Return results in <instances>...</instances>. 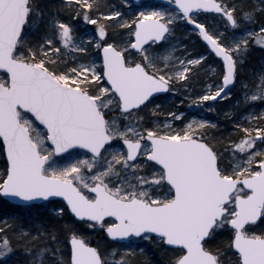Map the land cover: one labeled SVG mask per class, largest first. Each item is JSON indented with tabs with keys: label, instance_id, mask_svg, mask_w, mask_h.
Returning a JSON list of instances; mask_svg holds the SVG:
<instances>
[{
	"label": "snow or ice",
	"instance_id": "snow-or-ice-1",
	"mask_svg": "<svg viewBox=\"0 0 264 264\" xmlns=\"http://www.w3.org/2000/svg\"><path fill=\"white\" fill-rule=\"evenodd\" d=\"M122 4L0 0V197L49 206L51 218L0 220V261L19 247L29 264H144V240L166 264H264V71L240 78L249 51L264 48V0ZM204 10L223 24L210 30ZM81 20L97 27L80 34ZM180 22L204 53L176 36ZM200 73L190 106L213 111L205 102L235 99L240 85L224 112L235 135L182 111L160 120V105L142 114Z\"/></svg>",
	"mask_w": 264,
	"mask_h": 264
},
{
	"label": "rangeland",
	"instance_id": "rangeland-1",
	"mask_svg": "<svg viewBox=\"0 0 264 264\" xmlns=\"http://www.w3.org/2000/svg\"><path fill=\"white\" fill-rule=\"evenodd\" d=\"M249 2L251 3V0H249ZM48 3H50V5L51 4L52 5L58 4L59 0H50ZM107 4L109 6H112V5L120 6L122 11L126 10V6H123L122 0H107ZM146 4L147 5H155V4H159V2H147ZM61 14L63 15V13H61ZM127 14L131 15L132 12H127ZM199 16L203 22H206V25L209 26L210 30H214V26H218V25L223 24V21L221 20L220 15L213 14V13L200 12ZM65 18H67V17H65ZM116 19H118V18L113 17L111 19H103L102 22H104L106 24H112L113 21H115ZM75 23L77 26V31L80 34L92 33L93 30L97 27L95 25H92L88 22H84L82 20L76 21ZM194 34L195 33L192 32V30L184 22H180L176 28V36L178 38H180L183 41V43L188 45L189 51H192L194 54L195 53H204L207 49L201 47V45L195 41L196 38H195ZM177 54L179 55L180 53L178 52ZM213 59L218 61V59H216L215 57H212V58H210L209 62L211 63ZM255 59L257 61L255 67H253V68L246 67L247 65H249V60L254 61ZM262 71H264V48H261L259 46H253V48L248 53L247 60L245 61V64H244L243 69L241 71L242 74L244 73V76L241 79H245V80H248L252 83H255V78ZM213 79H215V78H213ZM206 81H207V77L203 73H200L199 79L194 77L190 81V88L189 89L185 90L182 86H180L179 92L174 93V92L170 91L165 99L163 97L161 99L153 100V103L148 108L144 109L142 114L144 112H150V110L153 108V105H162L164 103V101L169 102V101L177 100L178 103H177V105L173 106V110L185 112L186 117L188 119L192 118L193 116L206 117L207 118L208 115L212 114L215 110H217V108L219 106L225 105L226 101H231V100H233V98H229L228 100H221V101L216 102V103H212L211 101L205 102L208 106H210L214 109L213 111H208L206 108H202V107L190 106L191 101L189 100V95L191 94L192 99H195V96L197 94L202 93V91L204 89V84ZM232 91H233L235 99H241V89H240L239 84H237V86L235 88H233ZM181 100H183V103H180ZM260 107H262V106L259 105V102H257V111L259 110ZM160 120H164V119H160ZM175 123L177 125H179L180 121L177 120V121H175ZM8 203L11 206H8V204L3 203V204H0V207L3 210L7 209L6 211H8V212H13V213H16L17 215H24L27 218H29L30 215H32L34 217V215L37 214V210H40V212H43L45 210L44 207L42 206L41 208H36V209L25 211V210H22L20 208H17L16 206H14L10 202H8ZM29 221L31 222L32 219L30 218ZM85 227L87 228V226H85ZM85 227H80V228L85 231ZM88 231H89L88 233L90 235H93L96 238H100V237L104 236L103 232L97 233V232L91 231L89 229H88ZM136 244L139 247H142L145 249L146 255L141 257V259H147V260L152 259V258L155 259L154 257L165 258L164 255H166V254H162L160 248L152 245L148 241L137 240ZM111 246L120 247V245H117L115 243H112Z\"/></svg>",
	"mask_w": 264,
	"mask_h": 264
},
{
	"label": "trees",
	"instance_id": "trees-1",
	"mask_svg": "<svg viewBox=\"0 0 264 264\" xmlns=\"http://www.w3.org/2000/svg\"><path fill=\"white\" fill-rule=\"evenodd\" d=\"M50 0H41V3H46L48 5H50V3H48ZM52 5V4H51ZM198 44L201 45V47L205 48V46L203 44H201L199 38L197 37L195 40ZM206 49V48H205ZM254 51V50H253ZM261 53V52H260ZM249 60V65H247L246 67L248 68H253L255 67L257 61L256 59L254 61ZM244 76V73H241L240 78H242ZM164 99L167 97V95L163 96ZM160 97L159 99L163 98ZM157 100V99H156ZM178 101H169V102H165L160 105L161 107L158 109L159 113H160V119H164V113L173 110V106L177 105ZM235 100H231V101H226L225 105L219 106L217 108V110H215L212 114L208 115V119L210 120H215L218 121L219 124L221 125L220 128L216 129V130H211L212 134L215 135L216 137H221V136H228V135H235V133L232 131L233 129V125L230 121L226 120L224 117V112L229 111V105L234 104ZM151 104L148 105V107ZM5 165V158L3 156V152H2V146H0V168L4 167ZM6 203L8 204V206H11L7 201H5L3 198L0 197V204ZM42 206H39L37 208H41ZM44 207V211L40 212V210H37V214L34 215V217L32 215L29 216V219L31 218L32 220H36V221H48L51 222V218H50V213H49V206H43ZM10 208V207H9ZM36 209V208H35ZM7 210V209H6ZM6 210H3L0 207V220H2L5 216H11L13 214V212H8ZM78 227H85L84 225H77ZM85 231L89 232L88 229L85 227ZM9 234H11V230H9ZM61 238L63 239V234H61ZM96 242V239H93V243ZM50 244L54 245V242L49 241ZM67 243V242H66ZM68 248L69 245L65 248H63V254L65 256L68 255ZM165 258H156L155 259H142L144 261V264H166L167 261V255H164ZM30 257L24 252V250L22 248L17 247L15 249V251L9 255L7 257L6 260L0 261V264H29L30 261ZM56 260V257H52L51 255H49L48 260L46 262V264H52V262H54Z\"/></svg>",
	"mask_w": 264,
	"mask_h": 264
},
{
	"label": "water",
	"instance_id": "water-1",
	"mask_svg": "<svg viewBox=\"0 0 264 264\" xmlns=\"http://www.w3.org/2000/svg\"><path fill=\"white\" fill-rule=\"evenodd\" d=\"M141 1H148V0H134V3L136 4H139ZM156 1H160V2H163V0H156ZM205 12H213V11H208V10H204ZM215 13V12H214ZM218 14V13H217ZM191 26V25H190ZM193 27V26H191ZM202 40V39H201ZM203 42V41H202ZM205 44V42H203ZM206 45V44H205ZM218 58V57H217ZM219 59V58H218ZM167 93V92H166ZM166 93H160V94H156L155 97L159 96V95H163V94H166ZM219 100V98L217 99Z\"/></svg>",
	"mask_w": 264,
	"mask_h": 264
}]
</instances>
